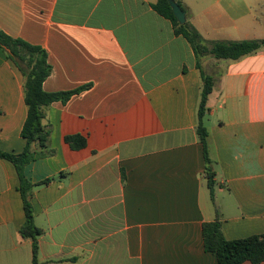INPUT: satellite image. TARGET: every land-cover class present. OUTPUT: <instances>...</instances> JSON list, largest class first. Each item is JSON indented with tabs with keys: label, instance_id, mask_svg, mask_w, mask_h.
Masks as SVG:
<instances>
[{
	"label": "crops",
	"instance_id": "obj_1",
	"mask_svg": "<svg viewBox=\"0 0 264 264\" xmlns=\"http://www.w3.org/2000/svg\"><path fill=\"white\" fill-rule=\"evenodd\" d=\"M157 0H0V30L47 53L51 154L25 176L38 264H216L202 226L227 240L264 234V47L200 59L216 79L205 117L214 193L196 135L195 54ZM206 41L264 40V0H179ZM216 74V76H215ZM24 78L0 50V151L19 154ZM86 138L73 150L64 138ZM18 178L0 159V264H32ZM243 264H251L244 262ZM264 264V262L260 263Z\"/></svg>",
	"mask_w": 264,
	"mask_h": 264
},
{
	"label": "trees",
	"instance_id": "obj_2",
	"mask_svg": "<svg viewBox=\"0 0 264 264\" xmlns=\"http://www.w3.org/2000/svg\"><path fill=\"white\" fill-rule=\"evenodd\" d=\"M175 2L186 13V9L181 2L179 0H175ZM153 9L158 15L171 22L174 33L186 39L195 54L196 68L199 71L201 79V92L197 108V126L195 131L206 165L207 188L212 197L215 187V174L209 158V133L205 126V117L209 111L207 101L215 87L216 79L203 71L200 59L209 56L216 60L237 61L259 52L264 47V40L206 41L188 21L184 24L178 23L168 0H157L153 5ZM0 50L24 78L23 93L24 102L27 106V116L21 129V137L25 141L23 151L19 154L0 151V159L11 163L17 174L18 192L22 200L25 215V222L20 228L19 234L22 239L31 240L32 264H38L37 238L41 234V231L34 224L33 208L30 199L35 186L47 185L50 180H45L39 184H32L25 176V168L31 162L52 153L49 149L50 131L44 123L47 108L56 102L65 104L71 96L87 89L88 86L68 92H45L43 90V83L51 74V66L48 63L45 50L23 40L11 38L1 30ZM64 140L73 150H80L86 146V138L78 134L66 136ZM202 238L205 252L211 253L215 257L216 264H243L244 262L260 264L264 262V234L227 240L223 236L220 222L216 220L203 224Z\"/></svg>",
	"mask_w": 264,
	"mask_h": 264
},
{
	"label": "water",
	"instance_id": "obj_3",
	"mask_svg": "<svg viewBox=\"0 0 264 264\" xmlns=\"http://www.w3.org/2000/svg\"><path fill=\"white\" fill-rule=\"evenodd\" d=\"M168 2L178 23L184 24L186 22V13L180 8L175 0H168Z\"/></svg>",
	"mask_w": 264,
	"mask_h": 264
},
{
	"label": "rangeland",
	"instance_id": "obj_4",
	"mask_svg": "<svg viewBox=\"0 0 264 264\" xmlns=\"http://www.w3.org/2000/svg\"><path fill=\"white\" fill-rule=\"evenodd\" d=\"M215 76H216V74H215Z\"/></svg>",
	"mask_w": 264,
	"mask_h": 264
}]
</instances>
